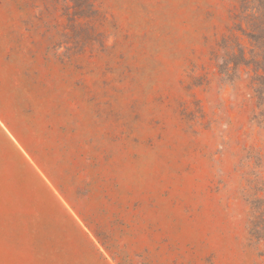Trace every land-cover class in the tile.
<instances>
[{"label":"rangeland","instance_id":"rangeland-1","mask_svg":"<svg viewBox=\"0 0 264 264\" xmlns=\"http://www.w3.org/2000/svg\"><path fill=\"white\" fill-rule=\"evenodd\" d=\"M92 1L0 0V264H264L234 0Z\"/></svg>","mask_w":264,"mask_h":264},{"label":"trees","instance_id":"trees-1","mask_svg":"<svg viewBox=\"0 0 264 264\" xmlns=\"http://www.w3.org/2000/svg\"><path fill=\"white\" fill-rule=\"evenodd\" d=\"M71 2L76 8L74 13L77 17L81 18L82 15L95 12L92 0H71ZM234 2L237 8L232 18L234 27L232 31L239 32L245 37L250 43V49L245 50L238 44L233 34L225 36L220 42L221 55L218 58L220 61L218 68L226 75L229 72L237 73L240 67L251 70L254 73L250 81L251 95L256 99L258 109L264 112V0H234ZM83 3L84 5L81 6ZM227 77L230 81L235 79L234 74ZM254 185L261 183L256 179ZM250 205V218H261L264 222V198Z\"/></svg>","mask_w":264,"mask_h":264}]
</instances>
